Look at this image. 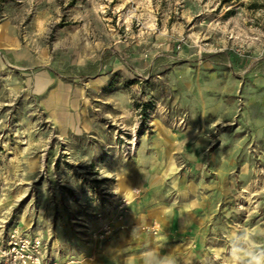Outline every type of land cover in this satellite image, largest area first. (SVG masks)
I'll list each match as a JSON object with an SVG mask.
<instances>
[{"label":"rangeland","instance_id":"1","mask_svg":"<svg viewBox=\"0 0 264 264\" xmlns=\"http://www.w3.org/2000/svg\"><path fill=\"white\" fill-rule=\"evenodd\" d=\"M241 226L264 0H0V264H225Z\"/></svg>","mask_w":264,"mask_h":264},{"label":"clouds","instance_id":"2","mask_svg":"<svg viewBox=\"0 0 264 264\" xmlns=\"http://www.w3.org/2000/svg\"><path fill=\"white\" fill-rule=\"evenodd\" d=\"M225 264H264V227L241 226L225 236Z\"/></svg>","mask_w":264,"mask_h":264},{"label":"built area","instance_id":"3","mask_svg":"<svg viewBox=\"0 0 264 264\" xmlns=\"http://www.w3.org/2000/svg\"><path fill=\"white\" fill-rule=\"evenodd\" d=\"M24 245L27 248V253L25 254H20V255H15L17 258H24L27 259L29 264H41V262L38 259V253H39V240L38 238H33V239H25L24 240ZM12 249H15V247H10L8 250H4L3 254L6 255L7 253L11 254ZM16 259V258H15Z\"/></svg>","mask_w":264,"mask_h":264},{"label":"bare ground","instance_id":"4","mask_svg":"<svg viewBox=\"0 0 264 264\" xmlns=\"http://www.w3.org/2000/svg\"><path fill=\"white\" fill-rule=\"evenodd\" d=\"M125 195H127V198H131V192L130 191L126 192Z\"/></svg>","mask_w":264,"mask_h":264},{"label":"trees","instance_id":"5","mask_svg":"<svg viewBox=\"0 0 264 264\" xmlns=\"http://www.w3.org/2000/svg\"><path fill=\"white\" fill-rule=\"evenodd\" d=\"M219 1H221V2H227L228 0H219Z\"/></svg>","mask_w":264,"mask_h":264}]
</instances>
